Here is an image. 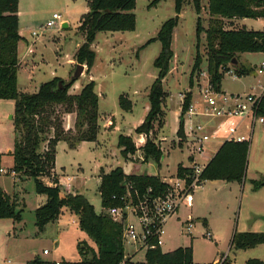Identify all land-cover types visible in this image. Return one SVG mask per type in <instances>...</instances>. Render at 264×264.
<instances>
[{
    "label": "rangeland",
    "instance_id": "1",
    "mask_svg": "<svg viewBox=\"0 0 264 264\" xmlns=\"http://www.w3.org/2000/svg\"><path fill=\"white\" fill-rule=\"evenodd\" d=\"M204 1L202 0V7H205ZM149 3L150 0H137L134 9L137 20L135 30L99 31L91 44V49L96 52L93 74L97 83L96 91L101 95V123L103 121L105 127L111 124V114L116 116L117 123L114 130L105 131L103 147L91 144L90 147L85 145L80 149L78 159L84 169L83 178H77L75 184L73 182V190L78 186L79 190L88 196L98 214L106 213V210L102 206L98 175L94 172L96 164L103 161L106 168L122 164L129 173H147L160 176L161 179L174 176L178 164L187 163V154L190 152V146L187 149L183 142L184 131L181 136L177 135L183 107L181 97L185 100L191 93L190 103L196 106L197 100L203 101L201 89L207 77L203 76L202 72L208 71L209 56L205 31L201 33L199 43L202 63L193 73L192 69L198 44L197 19L199 16L202 18L203 28L207 30L210 26V15L206 8L198 14L193 4L187 3L179 14L178 24L173 31L172 48L175 55L163 80L166 97L162 109L166 126L158 129L155 136L151 135L165 158L161 157L160 166L152 158L145 161L140 147L146 142L141 144L135 131L131 137L137 148L136 153L128 158L122 155L118 146L119 135L128 133L137 125L150 103L148 94L159 72L154 62L162 48L160 40L157 39L158 32L165 21L177 15L175 0H161L154 7H149ZM88 10V0H20L19 24L33 42L34 52L29 53L28 48L27 51H22L19 91L36 92L43 82L49 81L55 75L66 81L75 77L79 64L75 60V53L78 45L85 41V34L79 25ZM54 13L62 15V22L57 21L53 27L42 29V25L46 24ZM62 23H67L68 26L63 27ZM263 23L255 18H247L244 22L240 19L224 20L225 28L234 29L259 30ZM31 30H38L39 35L30 36ZM152 38L156 39L148 43ZM73 59L75 61L72 62ZM263 60L262 52L239 54V63L253 70L247 75L239 76L235 72L233 62H229L231 70L225 73L221 89L228 93L261 92L264 74H256L255 67ZM85 66V73L83 72L75 83H87V65ZM74 90L72 86L69 92L73 93ZM193 93L197 100H192ZM122 94L133 101L131 111L120 107L119 96ZM59 109L62 110V106H59ZM14 110V100L0 99V148L6 155L3 167L8 171L12 168V157L8 155V150L14 147L16 136L11 118ZM178 111L179 116L176 115ZM187 124L185 117L184 128ZM208 132H211V128ZM237 135H245L246 140L250 139L248 165L243 182L204 181L202 186L194 191L193 208L181 207L179 214L182 219L176 215L168 221L166 233L161 239L163 252L192 245L193 261L196 264H221L226 257L230 264H246L249 259L256 258L264 260V243L248 249H238L232 244L236 232H264V124H252L250 120H246L238 128ZM222 141L223 138L212 139L206 146L217 149ZM45 145L42 144L41 149ZM213 151L210 149V154H213ZM197 157L201 159V156ZM59 163L66 166V169H62L64 174L74 173L69 168V154L61 148ZM8 171L0 174V185L9 195L19 199L17 210H21L22 220L17 222L12 218H0V264H26L36 256L61 259L60 262L79 261L85 256L80 251L85 244L97 249L94 240L76 224L78 218L68 208H63L57 220L46 223L40 229L36 223V211L46 203L47 195L36 191L32 178L21 179L19 174L14 175ZM52 176H45L43 181L49 184ZM254 180L261 181L263 185L255 189ZM189 213L196 218L192 233L186 230L183 223ZM206 218L208 225L203 222ZM208 231L212 237L206 235ZM124 248L126 255H132L136 250L131 241L124 242ZM44 249H48L50 254H44ZM91 253L89 251L88 257ZM145 255V250L136 252L129 264H147Z\"/></svg>",
    "mask_w": 264,
    "mask_h": 264
},
{
    "label": "trees",
    "instance_id": "2",
    "mask_svg": "<svg viewBox=\"0 0 264 264\" xmlns=\"http://www.w3.org/2000/svg\"><path fill=\"white\" fill-rule=\"evenodd\" d=\"M161 0H150L149 7L156 6ZM207 10L210 15L209 28L205 30L202 18L197 19V52L193 71L200 68L202 56L199 52L201 33L206 32L209 56L208 73L210 82L217 90H221V83L226 72L231 69L229 62H233L235 72L239 76L247 75L253 70L238 61V55L245 52H264V30L247 28H225L224 20H238L244 18L264 17V0H207ZM19 2L20 0H0V99L15 101L13 124L15 130L12 168L21 179L32 178L36 191L47 195V201L36 211L37 224L40 229L50 221L59 218L62 209L68 208L78 217L80 228L96 243L97 249L85 244L81 247V254L85 255L79 261L62 260V264H120L125 258V248L122 239V225L114 221L107 213L109 207L116 204L112 195L123 190L126 180L135 182L140 191L152 186L156 191L163 187L160 176L130 173L126 174L121 166L109 173L101 172L99 191L102 206L106 213L98 214L89 200L77 191L67 192L53 178L49 184L43 181L45 176L51 177L54 172L57 144L66 141L70 148H75L82 141H96L100 131L99 95L96 83L90 80L84 84L78 93H70V88L77 80L76 77L66 81L55 76L43 82L33 93L21 92L18 89V71L20 59L18 43L19 33ZM137 0H88L89 10L80 21L79 28L85 34V41L78 47L75 60L87 65V72L95 64L96 52L91 44L99 31H133L137 20L134 13ZM187 3H192L198 14L203 9L202 0H175L177 15L165 21L157 35L162 48L155 59L154 65L159 69L158 75L151 85L148 98L150 109L145 120L136 127L135 132L146 137V143L140 147L144 160L154 159L160 166L163 152L151 135L164 125L163 102L166 91L163 80L167 76L171 60L174 57L172 48L173 31L178 24L179 14ZM152 38L148 43L154 41ZM191 81V79H190ZM191 100L189 93L182 107L181 124L178 134L183 133V113L188 109ZM120 107L131 111L133 102L126 96H119ZM62 106V110L59 109ZM76 113L75 130H66L64 114ZM264 114V103L258 109ZM46 144L43 149L41 145ZM118 146L125 158L136 153L137 148L130 135L120 134ZM250 140H225L218 148L213 158L204 168L201 178L206 180L237 181L242 183L248 165ZM6 155L0 152V169L3 168ZM187 171L182 163L178 164L179 175ZM1 174V172H0ZM257 189L263 183L254 180ZM18 199L9 195L0 187V218L22 220L21 210H17ZM264 243V232L246 231L236 232L232 244L238 249H248ZM89 251L91 256L88 257ZM147 264H196L193 261L192 245L179 247L170 252H163L162 248L149 250L146 255ZM26 264H56L43 260L39 256L27 261ZM221 264H230L226 257ZM246 264H264V260L249 259Z\"/></svg>",
    "mask_w": 264,
    "mask_h": 264
},
{
    "label": "built area",
    "instance_id": "3",
    "mask_svg": "<svg viewBox=\"0 0 264 264\" xmlns=\"http://www.w3.org/2000/svg\"><path fill=\"white\" fill-rule=\"evenodd\" d=\"M57 21L62 22L60 13H54L52 18L42 25V29L53 27ZM31 34L38 36L39 31L33 30ZM30 52H33V49H30ZM255 72L264 74V60L256 65ZM202 75L207 77L201 89L205 106L200 109L190 103L183 113L185 136L183 142L187 149L190 146L187 163H182L187 171L181 175L176 172L168 179H161L163 187L160 191H156L152 186L145 191H140L134 181L126 180L123 183V190L111 197L116 204L109 207L107 213L114 221L122 225L123 242L134 243L135 253L141 250L147 253L149 250L161 248V239L166 233L168 221L177 215L182 206L191 207L193 193L196 188L202 186L204 181L201 174L209 162L204 159L206 144L212 139L220 138L245 141V135H237L242 122L250 120L252 124L253 122L264 124V116L258 113L260 105L264 103V85L262 91L258 93H227L215 88L210 82L208 71L202 72ZM181 99L184 104L185 100L183 97ZM185 117L188 121L186 128H184ZM197 117H205L208 122L201 121ZM210 128L211 132H208ZM198 155L201 159L197 157ZM7 171L4 167L0 169L1 173ZM8 172L16 175L14 171ZM53 176L65 191H75L73 175L53 172ZM183 223L186 230L192 233L195 226L194 216L189 213ZM206 235L212 237L210 231ZM45 253H48L47 249ZM129 263L131 259L126 255L120 264ZM56 264H62V262L56 261Z\"/></svg>",
    "mask_w": 264,
    "mask_h": 264
},
{
    "label": "crops",
    "instance_id": "4",
    "mask_svg": "<svg viewBox=\"0 0 264 264\" xmlns=\"http://www.w3.org/2000/svg\"><path fill=\"white\" fill-rule=\"evenodd\" d=\"M204 4H205V7H203V10L206 8L207 9V5H208V1L207 0H205L204 1ZM194 6V5H193ZM19 7H20V2H19ZM183 9H184V7H183ZM206 12H208V10H206ZM182 13V12H181ZM245 19H247V18H244V19H241L242 20V22H244V20ZM256 20H259V21H263L264 22V17H259V18H255ZM62 24H64V23H62ZM248 29V28H247ZM253 30H255V29H253ZM259 30H264V23L262 24V28L261 29H259ZM33 30H31V32H32ZM31 32L29 33L30 34V36L32 35L31 34ZM19 33H20V35H21V40L19 41V43H18V56H19V59H20V69H19V71H18V81H19V72L21 71V67H22V51H27V48H28V52L29 53H33L34 52V48H33V42H31V39H29L28 38V36H26V33H25V31H24V29L20 26V24H19ZM82 44V43H81ZM81 44H79L78 45V47L81 45ZM30 49H33V52H30ZM262 53H264V52H262ZM174 55H175V53H174ZM174 58V57H173ZM73 61H75L74 59L72 60V62ZM94 68H95V66H93L92 68H91V70L89 71V72H86L87 73V77H88V80H87V82H89L90 80H93V81H95V83H96V80H95V77H94V74H93V71H94ZM85 73V72H84ZM53 75H55L54 73H53ZM56 76V75H55ZM54 76V77H55ZM52 79V78H51ZM50 79V80H51ZM83 84L84 83H74V85H73V88H75V90L73 91V93H78L80 90H81V88H82V86H83ZM86 84V83H85ZM96 88H97V83H96ZM95 88V89H96ZM18 89H19V87H18ZM20 90V89H19ZM97 90V89H96ZM97 93H98V95H99V101H100V98H101V95H100V92H98V91H96ZM228 93V92H227ZM231 93H235V92H231ZM236 93H245V92H236ZM246 93H250V92H246ZM192 97H193V99L192 100H197V99H195L196 98V95H195V93H193V95H192ZM149 99V98H148ZM133 102V101H132ZM197 103V105H198V107L200 108V109H202V108H204V106H205V102H204V100L202 101V102H200L199 100H197L196 101ZM149 109H150V103L146 106V111H145V114L138 120V122H137V125H135V126H133L130 130H129V132L128 133H126V134H124V135H132V132H134L135 131V129H136V127L137 126H139L144 120H145V118H146V116H147V114H148V112H149ZM176 115H178L179 116V111L176 113ZM181 115H182V110H181V113H180V120H181ZM111 116V119H110V123L111 124H109L107 127H105V124H104V122L102 121V123H101V118H99V124H100V131H99V134H98V137H97V140L96 141H82V142H80L79 144H77V146L75 147V148H70L69 147V145H68V143L66 142V141H60L58 144H57V155H56V161H55V167H54V172L55 173H58V174H62V173H64V172H62V169H66V166H63L62 164H60L59 163V158H60V148L62 149V151H66V153H68L69 154V156H70V166H69V168H70V170H73L74 171V173L72 172L71 174H69V175H73L74 176V184H75V180L77 179V178H83L82 177V174H83V172H82V170H84L83 169V166H81V162L79 161V159H78V155H79V152H80V149L83 147V146H85V145H88L89 147L91 146V144H96V146L98 147V146H101V147H103V143H104V140H103V138L105 137V131H107V132H110V131H112V130H114L115 129V127H116V123H117V118H116V116L115 115H113V114H111L110 115ZM12 117V116H11ZM64 119H65V129L68 131V130H75V122H76V113L75 112H71V113H65L64 114ZM101 117V116H100ZM199 120H201V121H207L208 122V120L207 119H205V117H197ZM215 121V120H214ZM214 121H213V124H214ZM243 123V122H242ZM165 126H166V121H165V125H164V128H165ZM241 126V125H240ZM105 133V134H104ZM104 135V136H103ZM139 136H137L138 138H140L139 140H140V142H141V144H144L145 142H146V137H145V135H143V134H138ZM177 135H178V133H177ZM214 140H217V139H214ZM248 140H250V139H248ZM225 140L223 139V141H222V143L224 142ZM222 143H220V146H221V144ZM143 146V145H142ZM219 146V147H220ZM219 147H217V149H212L211 147H206V152H205V155H204V159L206 160V161H210L212 158H213V156L215 155V153L217 152V150H218V148ZM14 148V147H13ZM13 148H9V153H11L12 151H13ZM210 149H211V151L212 150H214L213 151V154H210ZM0 152L1 153H4L2 150H1V148H0ZM188 155V154H187ZM163 159L165 158L164 156L162 157ZM106 165V164H105ZM118 166H121L123 169H124V171H125V173L126 174H130L129 172H127L126 170H125V168H124V166L122 165V164H116L115 166H111L110 168H106L105 166H104V164H103V161L102 162H98L97 164H96V166H95V175H98V185L100 186V183H101V177H100V175H101V172H105V173H109L112 169H114V168H116V167H118ZM178 167V166H177ZM177 172V171H176ZM237 182V181H236ZM78 185V184H77ZM76 186V185H75ZM0 187L3 189V190H5L1 185H0ZM76 189H78V191L76 190ZM76 189H75V191H77L78 193H81V194H83V192H81L80 190H79V187L78 186H76ZM6 191V190H5ZM7 192V191H6ZM8 193V192H7ZM9 194V193H8ZM87 199H88V196L86 195V194H83ZM17 198V197H16ZM18 199V198H17ZM19 200V199H18ZM193 206H194V193H193V199H192V204H191V209L193 208ZM183 207V206H182ZM184 207H187V206H184ZM188 208H190V207H188ZM181 209V208H180ZM180 209H179V211H178V213H177V215H178V218L179 219H182V217H181V215L179 214L180 213ZM71 213V212H70ZM72 214V213H71ZM74 214V213H73ZM192 214V213H191ZM193 215V214H192ZM194 216V215H193ZM78 218V217H77ZM195 218V217H194ZM195 220H196V218H195ZM183 221V220H182ZM204 224H206V225H208V219L206 218V219H204ZM76 224H78V219H77V221H76ZM45 250L46 249H44V254H50V252L48 251V253H45ZM48 250V249H47ZM126 255V254H125ZM134 255H135V253H133L132 255H127L128 257H130V259H131V262H132V258L134 257ZM37 257V256H36ZM40 257V256H39ZM41 258V257H40ZM43 260H47V261H53V262H56V261H59V260H61V259H57V258H42Z\"/></svg>",
    "mask_w": 264,
    "mask_h": 264
},
{
    "label": "water",
    "instance_id": "5",
    "mask_svg": "<svg viewBox=\"0 0 264 264\" xmlns=\"http://www.w3.org/2000/svg\"><path fill=\"white\" fill-rule=\"evenodd\" d=\"M68 26V24L67 23H64L63 24V27H67ZM85 64H78L77 65V68H76V72H75V77L76 78H78V77H80L81 76V74L85 71ZM11 118H13V115H12V117Z\"/></svg>",
    "mask_w": 264,
    "mask_h": 264
}]
</instances>
